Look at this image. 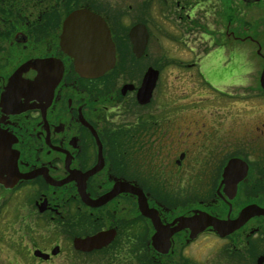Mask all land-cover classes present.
Returning <instances> with one entry per match:
<instances>
[{"label":"flooded vegetation","instance_id":"af4514ba","mask_svg":"<svg viewBox=\"0 0 264 264\" xmlns=\"http://www.w3.org/2000/svg\"><path fill=\"white\" fill-rule=\"evenodd\" d=\"M77 14L94 20L68 32ZM104 25L115 65L83 77L64 47L72 31L108 47ZM194 32L204 52L172 58ZM233 42L248 47L242 66L215 55ZM171 69L214 96L198 121L156 116ZM262 78L264 0H0V264H264V216L238 220L264 209ZM197 212L216 225L178 220ZM101 233L112 241L75 246Z\"/></svg>","mask_w":264,"mask_h":264},{"label":"rangeland","instance_id":"374dc122","mask_svg":"<svg viewBox=\"0 0 264 264\" xmlns=\"http://www.w3.org/2000/svg\"><path fill=\"white\" fill-rule=\"evenodd\" d=\"M195 34L196 37H198L197 33L194 32L192 38H187V43L184 45L172 43L169 47L170 56L172 58H189L192 56L198 57V51L203 53L205 48L202 49L198 44H193ZM247 48L248 47L245 44L233 42L228 46L219 48L215 52V55L222 64H228L229 66H242L248 61ZM209 71H211V69H209ZM176 73L179 72L171 69L168 78L165 76V78L162 79L155 92L156 96L153 102V109L156 116L160 115L159 119H162L164 116L166 120L170 119L177 125L185 124L183 121L187 123L198 121V105L214 104V96L205 93L203 89L207 87L200 79H198V75L194 77L193 80H186L185 77L181 80H176L174 75ZM244 75L241 77L244 78ZM245 77H247V75ZM244 98L245 96L239 95L233 100L236 105H240V103L247 101ZM219 102L220 104H225L222 100Z\"/></svg>","mask_w":264,"mask_h":264},{"label":"water","instance_id":"95a60500","mask_svg":"<svg viewBox=\"0 0 264 264\" xmlns=\"http://www.w3.org/2000/svg\"><path fill=\"white\" fill-rule=\"evenodd\" d=\"M84 14V13H83ZM83 14H77L73 17H71L67 23H66V29L68 32L71 30V26L75 25L76 23H79V21L86 22V20L91 19L94 20L91 17H88V15ZM70 29V30H69ZM84 32V31H83ZM86 32V31H85ZM85 35V37H84ZM91 35H93L91 33ZM95 35L99 38V42H107L108 47H87L83 45H76L74 44L75 41H85L87 36H90L88 33H84L81 35V33H77L76 31L71 32V38L69 40L71 42H68L66 44V47H64L65 51L68 53L69 56L73 57L75 59V68L76 71L83 77L87 78H97L102 76L105 72L112 69L115 65V48L110 43V33L108 29L104 26L100 27L97 32H95ZM68 36V34L65 35V39ZM74 36V37H73ZM74 41V43H73ZM154 72V73H153ZM153 74L155 75L153 78ZM157 72L155 71H149L148 76L145 79L144 87L142 89V94L140 97L146 98V100L143 102L145 104L150 102V99L152 97V93L156 87L157 82ZM152 77V79H151ZM262 85L264 87V78H262ZM118 189L115 187V191L113 195H117ZM121 191H126L125 188L121 187ZM119 192V193H120ZM136 193V191H135ZM139 193V192H138ZM108 197L103 198L100 201V204L104 203L107 200ZM139 210L142 213L143 216L154 219L153 210L149 209L146 200L140 199L139 202ZM253 216H264V209L259 208H247L244 209L238 220H246ZM178 220H201L199 222V225H216V218L203 213V212H197L193 217L190 218H184L181 217ZM185 223H188L190 221H184ZM197 224V222H196ZM109 233H101L93 238L86 239V240H75V246L77 248H80L82 250L90 251L92 249L100 248L105 245H107L109 242L112 241L113 238H110Z\"/></svg>","mask_w":264,"mask_h":264}]
</instances>
